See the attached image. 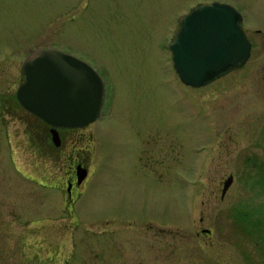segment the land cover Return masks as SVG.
I'll list each match as a JSON object with an SVG mask.
<instances>
[{"label": "rangeland", "instance_id": "rangeland-1", "mask_svg": "<svg viewBox=\"0 0 264 264\" xmlns=\"http://www.w3.org/2000/svg\"><path fill=\"white\" fill-rule=\"evenodd\" d=\"M213 3L240 12L256 47L244 68L194 90L169 46L181 18ZM38 49L97 68L105 116L71 206L61 169L44 152L36 174L18 126L0 125V264H264V0H0V90L15 92ZM151 123L169 140L146 150L137 135Z\"/></svg>", "mask_w": 264, "mask_h": 264}, {"label": "water", "instance_id": "water-1", "mask_svg": "<svg viewBox=\"0 0 264 264\" xmlns=\"http://www.w3.org/2000/svg\"><path fill=\"white\" fill-rule=\"evenodd\" d=\"M244 17L231 5H202L180 20L169 46L174 68L188 87L199 89L239 69L251 58L252 44ZM21 105L53 129H83L96 123L105 99V84L88 63L62 50L38 49L26 60ZM88 171L79 172V183ZM233 184L229 178L223 196ZM211 233L204 231V234Z\"/></svg>", "mask_w": 264, "mask_h": 264}, {"label": "flooded vegetation", "instance_id": "flooded-vegetation-1", "mask_svg": "<svg viewBox=\"0 0 264 264\" xmlns=\"http://www.w3.org/2000/svg\"><path fill=\"white\" fill-rule=\"evenodd\" d=\"M260 34V32H258ZM247 35V33H246ZM248 37V35H247ZM249 39V37H248ZM173 41V40H172ZM250 43L252 44V53L256 47V43L252 42L249 39ZM172 43V42H171ZM251 53V54H252ZM252 57V55H251ZM27 58H24L23 66L26 62ZM251 60V59H250ZM249 60V61H250ZM90 65V64H89ZM21 68V79L19 82V85L17 86L16 89L13 90L7 89L6 91L0 90V125L4 127H9L10 124L13 122L15 125L18 126V133L19 137L21 133H23V137L25 138L27 144L29 145L30 151L32 154L31 155L35 158H40L38 160V164L36 163V166L34 167L35 173L41 174V161H42V155H46L47 157H50L52 160L53 165L58 168L61 173L64 175L62 176L63 178V184L65 186L64 190V195H65V201L66 203L71 206L72 203L75 202V200L81 196V188L84 184V182L87 180L79 183V172L82 169H85L88 171V176H89V171H90V166H91V155L95 151L94 146V139H95V133L90 132L89 130L96 124H92L86 128L83 129H65V128H58V129H53L51 126L47 125L44 123L42 120L37 118L35 115L27 111L20 103L18 100V92L21 87V85L24 83V75L22 74V69ZM245 66H241L239 69L244 68ZM95 68V67H93ZM96 71L99 73L98 69L95 68ZM1 73L6 75V70H2ZM177 73V72H176ZM100 75V73H99ZM226 74L225 76H227ZM101 76V75H100ZM180 82L186 86L180 79L179 75L177 74ZM223 76V77H225ZM220 77V78H223ZM102 78V77H101ZM5 79V78H4ZM103 79V78H102ZM219 79V78H218ZM217 80V79H216ZM104 81V79H103ZM215 81V80H214ZM213 81V82H214ZM105 99H104V105L101 111V115L98 119V121L102 120V118L105 116L104 110H105V104L107 100V95H108V84L105 83ZM209 85V84H208ZM207 85V86H208ZM206 86V87H207ZM188 87V86H186ZM191 88V87H189ZM194 89V88H193ZM194 90H202L200 89H194ZM14 111V112H13ZM27 115L28 117H31L33 119L32 122L27 120ZM97 121V122H98ZM139 132H138V139L140 140L139 142L141 143L142 141V146L146 145L147 149L148 145L150 144L151 141L154 139H167L169 140V134L166 133V130L163 127L157 126L154 123L151 124H145ZM217 127L210 126L208 131V139L212 138L213 141L212 144L213 148L215 149L216 146H219V136H218V131L216 129ZM18 136V135H17ZM225 134H223V138ZM86 137H90L89 139V144L86 143ZM207 141V140H205ZM183 145V144H182ZM82 146V147H81ZM198 147V146H196ZM4 147L0 146V174H5L6 166H5V161L7 158V154H4ZM45 152V153H44ZM144 152V151H143ZM44 153V154H43ZM27 154V153H26ZM140 162L144 161L143 155L139 159ZM62 164V165H61ZM61 165V166H60ZM61 167V168H60ZM145 168L143 171H151L150 169ZM142 168V169H143ZM147 173V172H146ZM153 173V172H152ZM20 174L23 179L30 181L33 183L34 186L37 187H42L44 186L41 177L37 175L35 176H25L22 171H20ZM55 179H58L59 174H56L53 176ZM232 178V176H229ZM224 189V188H223ZM228 194V193H227ZM227 194L223 196L222 193V200L227 197ZM76 198V199H75ZM203 221L201 220V223ZM204 231L208 230H203L202 233L206 237H211L212 233H206L204 234ZM198 236H201V234H198Z\"/></svg>", "mask_w": 264, "mask_h": 264}]
</instances>
